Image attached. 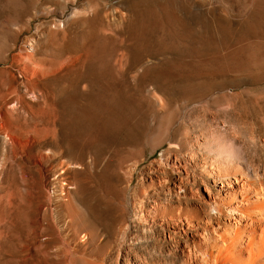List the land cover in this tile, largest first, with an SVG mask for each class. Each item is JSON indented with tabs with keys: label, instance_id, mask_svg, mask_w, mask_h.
<instances>
[{
	"label": "rangeland",
	"instance_id": "obj_1",
	"mask_svg": "<svg viewBox=\"0 0 264 264\" xmlns=\"http://www.w3.org/2000/svg\"><path fill=\"white\" fill-rule=\"evenodd\" d=\"M0 98V264H185L165 160L216 131L264 175V0H0Z\"/></svg>",
	"mask_w": 264,
	"mask_h": 264
},
{
	"label": "bare ground",
	"instance_id": "obj_2",
	"mask_svg": "<svg viewBox=\"0 0 264 264\" xmlns=\"http://www.w3.org/2000/svg\"><path fill=\"white\" fill-rule=\"evenodd\" d=\"M76 11L77 10H74V13H75V14L73 13L74 15L78 14ZM29 47H31V45ZM28 52L31 53V51H28ZM29 53H27V55H23L22 57L20 56L19 62L21 64L20 66L21 71H22L21 74H23L24 78L28 82L36 86L39 82L45 79V77L47 76V72L42 67H40V65L36 64V62L34 61V57ZM35 54L36 53H33V55ZM18 55H22V54H18ZM18 58L19 57H17V59ZM70 60H68L69 65H70ZM65 63L66 62H64L63 64ZM15 94L16 93H14V95ZM1 96H5V95L1 94ZM0 99H4V98H0ZM5 106H6L5 103H2L0 105V130L4 131V133L8 132V128H9V127L7 128L6 121L4 118V114H6ZM29 110L31 111V108ZM225 110L227 109L225 108ZM31 112L33 113V111ZM215 112H217V110ZM7 113L9 114L8 110H7ZM216 114L217 113H215V116ZM224 114H226V112H224ZM18 115H15V117H17ZM221 115L217 114L218 118ZM31 117L33 118V116ZM213 118L215 117L213 116ZM9 122H11V120H9ZM33 122H30V123H33ZM16 125L18 124L16 123ZM14 128H17V127H14ZM20 128L21 127H19L18 129ZM23 128H21L22 132H23ZM27 130L28 129H25V131ZM34 130L32 134L35 133ZM14 132H16V130ZM223 135L215 131L213 136H210L207 133H204L201 136V140L203 141L205 145L212 143L215 146L214 150L217 156L215 155L214 157H211L210 159H208V161H205L206 158H204L206 156L205 155L206 153L204 154V153L198 152V149L196 151L185 152L178 159L170 157L165 160L166 166H169L168 168H170L173 172H176L179 174L173 183L174 190H176L184 198L190 199L192 202V207L188 208V211L181 218L178 216L180 218V221H179L180 227H179L178 233H180L179 235H181L182 238L184 239V244H183L184 248L182 250V256H183L182 258H184L183 260L185 264H264V175L261 173L260 168L257 169V167L255 168L254 165L251 164L245 152H243L241 148L235 146V144L233 143L234 140L231 142V140L229 141V137L227 139L226 138L227 136H223ZM9 142H10V145L14 148L15 153H20L19 152L20 151L19 150L20 149L19 139L14 136H9ZM30 143H33V139L30 140ZM4 156H6V154ZM30 159L32 160L33 163L36 162V157L34 156V154H31ZM158 163L160 164V161ZM161 166H164V165H161ZM4 173H5V170H4ZM209 180H211L212 182L213 189H210V187L208 186L209 184L207 185ZM190 181L192 182L197 181L198 186L195 190H191L188 187V184L190 183ZM0 195H1V191H0ZM2 200H4V198L0 200V205L3 202ZM205 206L209 208L210 212H205L203 210V207ZM141 215L140 216L138 215V217H141ZM4 219H6V217ZM142 220L140 218L141 222ZM40 247L42 248L43 246H40ZM46 254L47 253L45 251V255L43 256L48 257V255ZM69 254L70 252L68 253V255ZM75 260L76 259L74 258L72 264L75 262ZM116 262L117 264H124V262L121 259L116 260ZM86 263L88 264V262ZM69 264H71V262Z\"/></svg>",
	"mask_w": 264,
	"mask_h": 264
}]
</instances>
